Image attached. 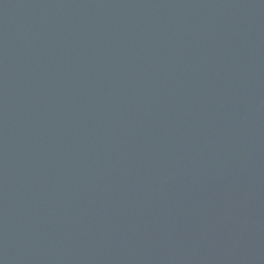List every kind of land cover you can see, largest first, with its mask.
Instances as JSON below:
<instances>
[{
    "label": "water",
    "instance_id": "1",
    "mask_svg": "<svg viewBox=\"0 0 264 264\" xmlns=\"http://www.w3.org/2000/svg\"><path fill=\"white\" fill-rule=\"evenodd\" d=\"M0 264H264V0H0Z\"/></svg>",
    "mask_w": 264,
    "mask_h": 264
}]
</instances>
